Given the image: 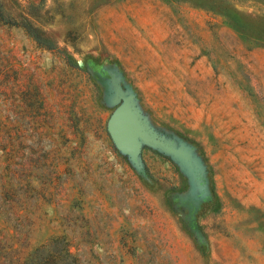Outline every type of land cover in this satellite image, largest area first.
Segmentation results:
<instances>
[{"label":"rangeland","instance_id":"374dc122","mask_svg":"<svg viewBox=\"0 0 264 264\" xmlns=\"http://www.w3.org/2000/svg\"><path fill=\"white\" fill-rule=\"evenodd\" d=\"M0 2V264H264V0Z\"/></svg>","mask_w":264,"mask_h":264},{"label":"water","instance_id":"95a60500","mask_svg":"<svg viewBox=\"0 0 264 264\" xmlns=\"http://www.w3.org/2000/svg\"><path fill=\"white\" fill-rule=\"evenodd\" d=\"M115 109L107 122L111 139L119 148L136 153L140 148V139L144 142L168 147V144L154 137L145 127L138 113L127 98Z\"/></svg>","mask_w":264,"mask_h":264},{"label":"trees","instance_id":"16d2710c","mask_svg":"<svg viewBox=\"0 0 264 264\" xmlns=\"http://www.w3.org/2000/svg\"><path fill=\"white\" fill-rule=\"evenodd\" d=\"M0 20L5 22V23H9V24H17V21H15V19L11 18L9 15H7L5 13V11L3 10V7L1 5V2H0ZM21 26L24 28V30L26 31V33L31 36L35 41L36 43H38V45L40 46H43L45 48H48V49H53L55 48L53 45H52V42L46 38L44 35H42L41 33H39L35 27H32V25L28 24V23H21ZM256 40L259 39V37H255ZM44 248H48V252H50L52 249H53V252L56 251V246L53 245V244H48L46 246H44ZM58 255H55L58 256L56 257L54 255V257H56L57 261L56 263L50 261L49 258H46V260H44L43 262H39V261H36V264H73L74 261H75V258L74 256L72 255V252L70 251L68 245L66 243H63V246L61 247V251L58 253ZM37 260V258L35 259ZM61 261L58 263V261Z\"/></svg>","mask_w":264,"mask_h":264}]
</instances>
